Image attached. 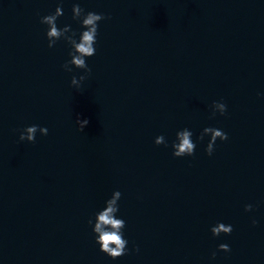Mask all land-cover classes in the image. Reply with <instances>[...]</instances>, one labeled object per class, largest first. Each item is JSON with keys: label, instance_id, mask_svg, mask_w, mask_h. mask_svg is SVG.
<instances>
[{"label": "water", "instance_id": "water-1", "mask_svg": "<svg viewBox=\"0 0 264 264\" xmlns=\"http://www.w3.org/2000/svg\"><path fill=\"white\" fill-rule=\"evenodd\" d=\"M75 3L110 17L80 89L70 45L48 48L40 23L60 4L78 40ZM31 125L48 134L19 141ZM205 127L228 136L211 156ZM184 128L196 149L177 158ZM117 190L114 260L92 228ZM0 264H264V0H0Z\"/></svg>", "mask_w": 264, "mask_h": 264}, {"label": "clouds", "instance_id": "clouds-1", "mask_svg": "<svg viewBox=\"0 0 264 264\" xmlns=\"http://www.w3.org/2000/svg\"><path fill=\"white\" fill-rule=\"evenodd\" d=\"M72 18L80 22L82 29H84L79 39L76 38V33L72 32L69 25H65L63 28L57 26L58 17L63 15V8L60 4L56 7L54 13L48 14L40 18V23L48 26L46 31V38L48 41V48H53L56 42L60 39L65 40L71 50L69 51L70 60L66 61L62 67L65 71L71 72L73 67L76 69H82L85 75L73 76L71 79V86L80 89L82 82L91 73V68L88 66L86 59L92 57L96 53L95 44L97 42L98 26L102 20L110 19L102 13H96L92 11L85 12L80 7L79 3L73 4ZM71 33V34H69ZM212 116L214 118L217 113L225 115L227 111V105L223 101H213L211 105ZM76 123L78 130L83 131L88 125L87 119H80L77 117ZM39 131L41 135H47L48 129L46 127H40L39 125H31L23 130H20L19 141H27L34 143L36 139V133ZM193 133L188 128L179 130L176 133V140L172 143L173 149L172 155L180 158L185 156H192L195 153L196 144L192 140ZM205 136H209L210 139L205 148V153L211 156L214 152V146L216 141H226L228 136L220 129L213 127H205L201 132L198 139L203 141ZM154 143L156 145H164L167 147V141L163 135H159L155 138ZM121 192L119 190L114 191L111 198L105 201V207L95 214V222L92 231L95 235V243L99 245V250L106 254L111 259H117L128 252V241L124 238L123 229L126 226V222L122 218H117L119 211L118 201L121 199ZM253 206L251 204L245 205V211H252ZM257 221L252 220L253 226ZM89 224H93L90 219ZM214 237H219L221 234L230 235L233 231L231 225H225L224 223H217L210 229ZM139 251V249H135ZM231 249L229 245L221 243L218 246V251L229 252ZM216 252L212 253L214 259Z\"/></svg>", "mask_w": 264, "mask_h": 264}]
</instances>
